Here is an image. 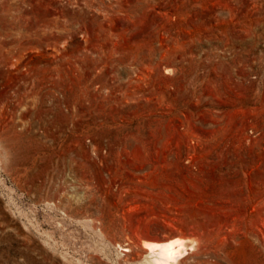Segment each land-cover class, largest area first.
Masks as SVG:
<instances>
[{
  "label": "rangeland",
  "instance_id": "rangeland-1",
  "mask_svg": "<svg viewBox=\"0 0 264 264\" xmlns=\"http://www.w3.org/2000/svg\"><path fill=\"white\" fill-rule=\"evenodd\" d=\"M177 237L264 264V0H0V264Z\"/></svg>",
  "mask_w": 264,
  "mask_h": 264
},
{
  "label": "bare ground",
  "instance_id": "bare-ground-1",
  "mask_svg": "<svg viewBox=\"0 0 264 264\" xmlns=\"http://www.w3.org/2000/svg\"><path fill=\"white\" fill-rule=\"evenodd\" d=\"M194 247L196 240H191ZM149 264H175L187 251L183 238L164 239L162 241H144ZM129 250V249H126Z\"/></svg>",
  "mask_w": 264,
  "mask_h": 264
}]
</instances>
